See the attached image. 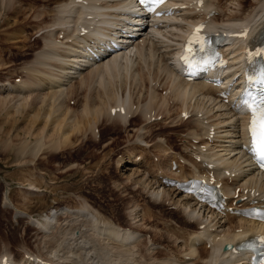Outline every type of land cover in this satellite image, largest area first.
I'll return each instance as SVG.
<instances>
[{
	"label": "bare ground",
	"instance_id": "bare-ground-1",
	"mask_svg": "<svg viewBox=\"0 0 264 264\" xmlns=\"http://www.w3.org/2000/svg\"><path fill=\"white\" fill-rule=\"evenodd\" d=\"M224 1L226 3L236 2L237 7H240L236 10L234 6L236 11L228 12L227 10L230 9L229 4L227 7L224 5L227 8L226 10L222 5ZM243 1L245 0H210L204 4L207 12L212 9L215 11V15L210 21H213L222 29L243 25L251 27L246 36H230L226 40V44H228L226 45V50L233 53L232 61L234 65L232 69L234 70L225 83L221 85H215L212 82L207 83L202 80L185 81L180 78L179 73L175 69V51L187 23L190 22L189 18L199 16L203 10V8L198 10L194 4L188 5L190 6L189 9L176 8L170 16L164 18L167 21H173L174 24L170 25L168 23L154 28L155 33L159 34L158 36L167 35V38H170L168 34L164 33L166 31L162 30L170 27L168 29L170 31L166 33H170L172 37L176 38L172 40L175 44H169L168 42L165 43L166 45L164 44L167 50L165 48V51L164 49L160 50L159 58L156 61L155 58L159 49L155 51L156 49L146 45L149 38L137 43L136 48L138 47V49L136 51H139V57L136 59L134 50L131 48L136 41L130 44L127 49L114 54L108 53L107 49L101 44L106 38H114V33L119 32V26H127L124 20H135L138 22L142 18V15L128 14L129 11L140 12L138 8H135L133 0H84L82 2L61 0L54 4L51 11L37 14L41 18L45 16V19H48L45 24V19L43 18L44 20H41L42 22L38 25L43 31L42 38L45 40L46 48L36 53L35 57H33L35 61L31 66H25L22 69L26 71H24V76H26L25 79L21 78V84L14 81L15 84H10V86H8L9 83L7 82L0 85V90H2L0 94V109L13 101L16 105L18 104L19 107L15 104L13 107L16 106V111L19 113L24 107L26 110L27 105L31 107L32 105L34 106L35 102L40 101L38 107L34 106L32 108L35 110V115L33 118L30 117V119H33L31 121H34L35 125L38 121V116H41L40 118H42L44 124L39 126L34 133L32 132L33 134H31V130L28 131L29 136L37 138L31 152L35 155L44 148L43 146H46L44 136L48 137L50 147L55 150L57 145L62 147L72 142L74 134L82 133L88 128L95 132L94 129L98 127V123L101 120L106 125L115 126L120 123L128 127V125L131 126L133 124L132 119L135 116L141 117L140 119H144L142 122L144 125L136 131V141H139V143H136L143 149H148L149 147L150 150H157V154L163 159V161L161 160L162 163H165V160L169 161L167 165L164 163L158 164L157 169L152 172L151 170L154 168L151 169L149 167L151 170L148 172L151 180L150 182L144 181L143 185L147 184L146 186L144 185L145 188L148 186L153 188L151 193L156 196H153L156 198L154 203L162 200L160 202L162 205L167 203L166 205L172 206L178 214L182 213L185 219L182 220L183 222L178 219L181 224L174 223L172 220L163 221L162 228L155 227L154 224L151 227L152 231L149 230L152 235L149 234L151 235L149 239L151 243L148 242V244L145 242L146 238H143L148 233V231L147 233L145 232V229L119 228L115 225L101 222L96 217H87V214L81 220L75 221L73 219L71 221L72 225L76 223L79 226L71 225L72 228H77V231L73 230V234L71 233V239L74 242L76 241L75 245H82L80 247L84 249L82 254H80L81 252L77 253L73 247L74 251L69 250L62 252V255L57 254L60 251L58 250L60 242L54 240L53 236V240L57 242H55V245L53 243L51 247L58 251L53 249L54 251L50 252L49 250L50 253L46 257L34 256V258H31L27 254L26 258L22 257V260L11 257V254L5 251L0 253V264H240V261L243 260V255L237 256L220 251L225 244H231L237 240L236 238L244 236L247 230L264 229V224L241 218L232 213L223 214L215 210L205 209L201 204L195 202L190 195L183 194L177 186L173 184L167 186L166 174L188 179L198 171L204 172L207 167L204 166L203 162L194 159L192 155L194 151L201 157L206 158L208 162H213L217 172L220 166H223L224 171L230 172L228 176H222L220 172L218 174L224 177V184L227 189L230 186L235 191L239 188L240 192L243 193L242 196L247 194L249 198H254L256 194L246 193L245 189L255 188V192H260L261 195H264V176H260L259 172L256 171L257 169L253 162L249 160L247 151L240 149L241 146H238L239 143L243 142L245 135L241 129L244 114L231 95L228 96L229 102H225L226 98L219 96L221 89L227 86V82L239 73L240 69L237 64L244 54L245 45L250 42L253 35L259 36L264 30V0H257L255 6H253L254 9L252 6L246 7V4H244L245 8H247L245 10L241 9ZM187 3L189 4V2ZM239 12H243L241 16H238ZM32 17L34 16L32 15ZM82 28L88 29V32L83 36L80 34ZM174 29L177 34L172 32ZM20 32H24V30ZM61 33H64L63 37L58 38ZM147 34L149 33H146L145 37ZM84 65L91 68L89 74L85 76L81 72ZM229 70L230 68L226 69L220 76L225 75ZM72 80H76L74 85L71 83ZM66 82H70L71 85L67 87ZM46 84L49 85L48 88L51 91L46 92V96L40 97L38 94L36 95L37 90H40L37 86L44 85L46 88ZM162 86H164L163 89L167 90L166 95L163 94V91V95L160 93L159 88ZM34 94L36 95L35 97L41 99L36 101L38 99L33 98ZM78 95L85 96L81 102V109L75 110L67 102L71 101V99H76ZM31 97L35 99L34 104H32ZM29 102L32 103L29 104ZM117 105H124L125 112L121 113L118 111L114 115L111 114V109ZM175 108L178 109L176 112ZM183 110H187L190 113L196 110L193 114L194 117L200 116V111H203V113L200 117H191L185 120L181 116ZM28 112L33 113L32 111ZM148 112H150L151 116H163L164 123L171 122L175 124V122L183 121L188 125V129L186 128L187 132L182 134L185 137L182 151L174 153L175 151L172 148L163 145V136H158L160 139L156 140V142H153V140L148 141L151 136L149 125L152 124L149 123V117H146ZM152 112L154 113L152 114ZM129 116H131L130 119L128 118ZM71 117L72 120L69 122L68 119ZM40 118L39 120H41ZM51 119L57 122L59 120L58 130L53 129L54 131L50 135L47 133L44 135ZM168 119L170 120L167 121ZM63 123L65 124L62 125ZM146 123L149 125L147 124L148 126H146ZM169 124L166 123L163 126L167 127ZM65 125L67 130L65 128L61 129V126L64 127ZM211 127H214L216 133L212 139L213 144L210 145L207 132ZM63 129L66 131H63ZM196 139L198 142L193 143V140ZM204 146L207 149L206 151H204ZM144 155L142 156L144 157ZM173 160L180 163L176 171L172 169L171 162ZM157 163L160 162L158 161ZM145 164H147L146 161ZM160 170L161 173H159ZM241 175H247L248 177L242 178ZM5 200L8 201V205H13L7 196H5ZM245 203L246 201L241 203V205ZM130 212H132L133 215L131 214V216L134 219L142 217L141 221L143 219L149 222L155 220L157 224V221L160 220L151 219V215L155 217L160 212L157 214L151 213L149 209H146L143 216L137 213L136 208ZM18 214L24 215L25 213L19 211ZM60 214H68L69 216L71 213L69 211H61ZM57 215L46 219V222H40L35 219H32V221L37 227L46 232L51 227L58 225ZM134 224L137 225V222ZM143 224L145 223L143 222ZM194 224L197 225L196 229ZM60 227L62 228V226ZM170 227L177 230H172L170 233ZM61 228L60 230H62ZM67 229L64 232L67 234L64 235H68L69 230L72 231V229ZM179 239H181V242H179L182 248H178V251H170L171 253H165V250L152 246V244H165L164 241L175 245ZM53 240L51 239V241ZM208 244L211 246L208 247ZM80 248L78 250H81ZM5 255L9 257L3 262L2 259ZM19 258L21 259V257Z\"/></svg>",
	"mask_w": 264,
	"mask_h": 264
},
{
	"label": "rangeland",
	"instance_id": "rangeland-1",
	"mask_svg": "<svg viewBox=\"0 0 264 264\" xmlns=\"http://www.w3.org/2000/svg\"><path fill=\"white\" fill-rule=\"evenodd\" d=\"M58 1L61 0H0V85L6 84V82L9 83L8 86H10V84L13 85V83L15 84V82H17L15 79L19 76L25 79L26 75L24 76V74L26 71L24 70V72L22 69L25 68V66H31L35 61L33 57L45 46V40L42 38L43 31H41L38 25L46 17L43 16L41 18V16H37V14L44 11H51L54 4ZM256 1L257 0L243 1L241 9H247L244 4H246V7L255 6ZM235 3L236 2H223L222 5L227 7L229 4L231 10H227V8L224 7L228 12H231L232 10H238L240 7H237ZM32 12H35L37 17L35 13L33 14ZM242 13L243 12H239L238 16H241ZM44 22L46 24L48 19H45ZM168 29H170V27L163 28L162 30L166 32L170 31ZM22 30H24V32H20ZM153 31L151 34H147L145 38L143 37L142 41L143 39L149 38L147 46L156 49L155 51L159 49L155 58L156 61V59L159 58L158 55L160 50L165 48L164 44L166 42L175 44L172 40L176 38L166 32L164 33L168 34L170 38H167V35L158 36L159 34ZM172 32L177 34L175 29ZM15 36L16 38H14ZM24 36L27 39H25ZM133 44L131 48H133L134 56H136L139 51H136V49H138V47L136 48L137 43L134 46ZM90 69V66H82L81 72L83 76L89 74ZM20 81L17 83L21 84ZM71 83L74 85L76 80H72ZM71 83L66 82L67 87H69ZM46 86V88L49 87L47 84ZM37 88L40 90H37L35 94H38L40 97L46 96V92L51 91L49 88L46 89L44 85L37 86ZM1 91L2 90H0V94ZM162 91L160 92L161 94ZM35 94L33 98L38 99L35 97ZM163 94L166 95V92L163 91ZM84 96L78 95L76 99H71L67 104L70 103L71 107L75 110H80ZM30 99L33 102L31 103L34 104L35 99H32V97ZM40 99L41 98L36 101ZM31 103L29 102V104ZM38 103L40 104V101L37 103L35 102L36 105L34 104V106L38 107ZM14 104L16 105L13 101L9 102L6 104V107L3 106L2 109H0V253L7 251L18 260H22L23 256L25 257L23 254L27 250L37 254L36 257H46V255L54 250H60L57 254L59 253L62 255V252L73 250V248L77 253L81 252L80 254H82L84 251L83 248H80L82 245H75L76 241L74 242V240L71 239L73 230L77 231V228H72L76 223L72 225L71 221L73 219H75V221L81 220L87 214V217H96L101 222L112 224L119 228L133 230L145 229L146 233L148 231L147 236L143 235L144 237H142L147 239H145L147 243H151L149 239L152 234L151 232L149 233V230L152 231L151 227L154 224L155 227L162 228L163 223L169 220L181 224L180 221L185 219V216L183 217L182 213L178 214L172 206L166 205L167 203L162 205L160 203L162 200H158L154 203V199H156L154 197L156 196L151 193L153 188H149L150 186L145 188L144 185L146 186L147 184L143 185L144 181L150 182L151 180L149 178V170L154 168L151 172L154 171L156 169V163L158 161L162 163L163 161L160 156L153 157V152H157V150L150 153L148 150L144 151L145 149L141 148L136 143H139V141H136V131L140 127H143V118L140 119L141 117L136 116L132 119L133 124L131 126L128 125V127L120 123H117V126L115 125L116 127L106 125L101 120V122L98 123V127L94 129L96 133L88 128L82 133L74 134L72 136V142L68 145L62 147L57 145L59 149L56 146L55 150H52L50 147L48 137L46 138V136H44L46 133L50 135L54 130H58L57 128L60 124L59 120L57 122L54 120L55 118L53 120L51 119L43 135L46 146H43L44 148L34 155L31 150L37 138L29 136L28 131L31 130V134H33L44 122L42 118H40L41 116H38V121L35 125L34 121H31L35 115V110L32 109L34 108L33 105L31 107L27 105L26 110H29L26 111L24 107L18 113L16 111V106H18V104L13 107ZM177 110L178 109L175 108V112ZM28 111H32L33 113H29ZM30 117L32 118L30 119ZM39 118L41 120H39ZM68 120L70 122L72 117ZM167 121H169V119ZM57 123L58 125L56 126ZM150 123L152 124H145L146 126H150V129H148L151 136L148 141L153 140V142H156V140L160 139L158 136H163V145L169 148L174 147L175 150L172 149L175 151L174 153L182 151L185 144V137L182 134H185L188 129L186 123L183 121L175 122V124L166 122L170 123L167 127L163 126L166 123H164V120L162 122V119ZM64 124L65 123L62 125ZM62 128L67 130L66 125L64 127L61 126V129ZM66 130L63 129V131ZM95 134L98 135L96 136ZM164 138L167 143L164 142ZM193 143H196V140H193ZM211 144H213V141H210V145ZM142 152L145 154H143L144 157L141 155ZM145 161L149 165L145 164ZM168 162L169 161L165 160V163H163L167 165ZM152 163L155 164L153 165ZM5 196H7L8 200L13 205L7 204L8 201L5 200ZM135 208L137 213L142 216L145 214L146 209H149L151 213L154 212L155 214L160 212L155 217L151 215V219L160 220H158L156 224L155 220L149 222L143 219L141 221L142 217L134 219L130 211L135 210ZM19 211L25 213V216L19 215ZM61 211H69L71 213L69 214L70 217L68 214H60ZM55 215L58 216L56 218L58 225L56 227H51V229L46 232L37 227L32 221V219H35L40 222H46V219H50ZM133 219L134 221H132ZM135 222H137L138 226L134 224ZM143 222L145 224H143ZM60 226H62V228ZM76 226L79 227L78 225ZM60 228L64 230L62 231ZM194 228L196 229V225ZM65 229H72V231L69 230V234L64 235L67 234L64 233ZM172 230L177 229L170 227L169 232L171 233ZM53 236L55 239L52 238ZM51 239L60 242L58 250L51 247L53 243L55 245V242H57L54 240L51 241ZM179 241L181 242V239L177 240L178 243L175 244L178 246L168 241V243L164 241L165 244L159 242L160 244H152V246H155L157 249L165 250V253H171L170 251H178V248H182ZM49 242L52 243L50 244ZM78 248L81 250H78ZM27 254L31 256L29 255L31 253H26V255ZM19 257H21V259Z\"/></svg>",
	"mask_w": 264,
	"mask_h": 264
},
{
	"label": "snow or ice",
	"instance_id": "snow-or-ice-1",
	"mask_svg": "<svg viewBox=\"0 0 264 264\" xmlns=\"http://www.w3.org/2000/svg\"><path fill=\"white\" fill-rule=\"evenodd\" d=\"M143 4H148L149 0H140ZM158 3H163L164 0H157ZM200 29H197L199 32ZM201 42L203 38H199ZM191 53V48L188 49ZM256 55L264 56V49H261ZM186 63L189 62L188 57H185ZM257 83L264 84V67L260 69V76L256 80ZM244 105L250 110L252 120L250 122L249 131L255 146L254 153L264 161V96L259 99L253 98L251 102L249 100L243 101Z\"/></svg>",
	"mask_w": 264,
	"mask_h": 264
}]
</instances>
